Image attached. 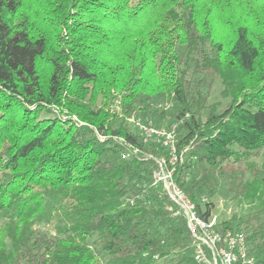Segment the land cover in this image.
Instances as JSON below:
<instances>
[{
	"label": "trees",
	"instance_id": "trees-1",
	"mask_svg": "<svg viewBox=\"0 0 264 264\" xmlns=\"http://www.w3.org/2000/svg\"><path fill=\"white\" fill-rule=\"evenodd\" d=\"M134 116L177 124L175 181L207 217L222 180L264 263V0H0V264H197Z\"/></svg>",
	"mask_w": 264,
	"mask_h": 264
},
{
	"label": "built area",
	"instance_id": "built-area-1",
	"mask_svg": "<svg viewBox=\"0 0 264 264\" xmlns=\"http://www.w3.org/2000/svg\"><path fill=\"white\" fill-rule=\"evenodd\" d=\"M128 121L138 130L144 142H150L157 154L142 152L151 158L154 169L150 181L143 189L150 190L157 198L166 199V208L172 216L181 215L190 235L192 254L197 264H264L250 254L245 234L241 230L224 229L212 213L201 215L195 203L186 195L174 179V172L185 157L187 147L179 148L177 124L156 126L152 120L129 117ZM137 147L126 149L121 157L140 154ZM206 201V198H203Z\"/></svg>",
	"mask_w": 264,
	"mask_h": 264
},
{
	"label": "rangeland",
	"instance_id": "rangeland-1",
	"mask_svg": "<svg viewBox=\"0 0 264 264\" xmlns=\"http://www.w3.org/2000/svg\"><path fill=\"white\" fill-rule=\"evenodd\" d=\"M209 102L219 105V108L226 106L228 102V99L223 98L221 95V85L218 81L213 85ZM255 162L259 164L264 163V150L261 156L255 159ZM231 196L230 193L226 192L224 182L221 180L215 194L207 197V200L214 203L212 213L217 217V220H224L230 217L231 214L241 213L244 210V206L240 205L235 199H232Z\"/></svg>",
	"mask_w": 264,
	"mask_h": 264
}]
</instances>
